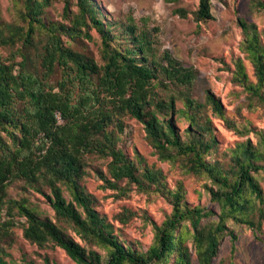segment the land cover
I'll use <instances>...</instances> for the list:
<instances>
[{
    "label": "trees",
    "instance_id": "trees-1",
    "mask_svg": "<svg viewBox=\"0 0 264 264\" xmlns=\"http://www.w3.org/2000/svg\"><path fill=\"white\" fill-rule=\"evenodd\" d=\"M49 3L23 0V9L18 11L23 21L20 24L0 19V46L19 44L11 58L4 60L0 54V237H7L13 217L18 216L25 220L26 240L38 246L52 242L76 264H190L182 244L180 226L185 222L190 226L198 263L210 264L225 233L232 241L236 239L226 228L228 220L259 231L264 220V196L253 174L264 170V165L258 164L264 161V150L258 151L249 142L241 145L232 154L233 170L229 174L206 160L217 141L203 107L209 105L220 116L223 112L209 92L204 104L190 96L193 70L168 51L157 55L151 36L131 22L115 33L112 24L102 21L103 14L92 0H76L77 12L70 26L43 18L42 8ZM178 13L182 17L186 14ZM192 14L196 22L212 20L211 0H198ZM237 22L244 35L241 50L252 65L255 81H249L240 60L232 80L247 94L249 104L264 107V45L254 24L242 19ZM83 28H93L100 36L101 65L61 39L74 40L81 32L89 38ZM16 56L20 57L17 63ZM56 71L60 77L53 84ZM159 85L182 87V108L176 107L173 96L160 98ZM176 114L187 121L181 133L173 119ZM125 116L143 125L160 159H183L189 173L204 175L216 186L215 191L207 189L219 206L216 222L209 221L213 211L189 207L175 192L171 194V216L153 226V244L145 254L125 247L109 233V225L79 182L86 174L87 157L95 155L108 159L111 180L99 173L108 188L117 190L122 180L140 184L134 162L117 148V134L123 132ZM260 136L264 146V134ZM142 176L149 183L159 182L158 173L148 169ZM15 181L42 195L43 188H48L51 196H45L56 219L70 224L84 241L105 248L106 258L87 252L24 202L8 199L7 188ZM63 187L70 201L65 200ZM0 264L6 262L0 258Z\"/></svg>",
    "mask_w": 264,
    "mask_h": 264
},
{
    "label": "rangeland",
    "instance_id": "rangeland-1",
    "mask_svg": "<svg viewBox=\"0 0 264 264\" xmlns=\"http://www.w3.org/2000/svg\"><path fill=\"white\" fill-rule=\"evenodd\" d=\"M103 14L102 21L112 24L115 33L129 22L140 30H145L154 42L157 55L168 51L183 66L193 70L195 79L190 96L204 104L206 92L211 93L222 107V116L214 112L209 105L203 107L204 117L210 123L211 135L216 139V148L206 160L216 165L222 173L233 170L232 154L241 145L249 142L258 151H263L260 135L264 134V107L256 102L249 104L247 94L242 87L233 82L237 61H241L249 81L254 82L253 68L246 54L241 50L244 35L238 25L242 19L255 25L264 45V0H211L212 20L196 22L193 12L198 0H92ZM23 9V0H0V19L5 23H23L19 10ZM186 14L182 17L178 11ZM43 18L49 23L71 25L77 12L76 0H50L42 8ZM78 38L67 40L64 44L78 52L92 57L101 65L100 36L93 28L82 29ZM14 47L0 46L4 60L16 53ZM32 54V53H31ZM14 61H20L15 57ZM60 75L56 71L51 78L54 84ZM158 95L164 100L170 96L175 99L177 108H182L180 99L183 88L168 85L157 87ZM176 127L181 131L187 121L178 114L173 116ZM123 132L117 134V148L121 149L135 164L140 184L122 180L117 190L108 188L101 173L111 180L107 164L108 159L90 155L86 159L85 175L80 186L93 198V207L109 225V233L125 247L139 254H145L153 244L154 225H161L171 216V194L179 192L181 201L189 207H201L213 211L209 221L216 222L219 206L211 200L208 188L216 186L204 175H194L186 170L183 159L162 160L155 153L146 137L144 127L135 119L123 117ZM62 123V122H61ZM263 166L264 161H258ZM145 169L158 173L159 182H147L142 174ZM264 196V170L253 174ZM15 181L7 188L8 199L22 201L34 210L41 219L55 223L63 234L78 243L87 252L94 251L106 258L107 250L99 245L84 241L72 226L57 220L45 195ZM66 201L71 198L63 187ZM80 212V210H79ZM14 225L8 230L7 237H0V258L6 264H76L65 252L52 242L38 246L23 237L25 220L14 216ZM206 223L207 220H203ZM226 228L233 232L236 239L225 233L219 240L216 255L210 264H264V220L259 231L246 225L228 220ZM184 240L183 248L189 254L190 264H199L196 259L191 231L188 223H181ZM173 257L170 258V262Z\"/></svg>",
    "mask_w": 264,
    "mask_h": 264
},
{
    "label": "built area",
    "instance_id": "built-area-1",
    "mask_svg": "<svg viewBox=\"0 0 264 264\" xmlns=\"http://www.w3.org/2000/svg\"><path fill=\"white\" fill-rule=\"evenodd\" d=\"M55 116H56L57 123L60 124L62 122V120H61L59 114L57 113Z\"/></svg>",
    "mask_w": 264,
    "mask_h": 264
}]
</instances>
